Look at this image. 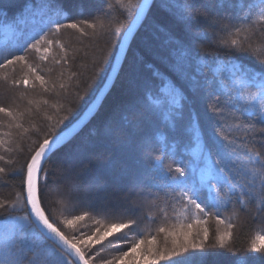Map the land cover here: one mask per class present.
I'll return each instance as SVG.
<instances>
[{
    "label": "snow or ice",
    "instance_id": "obj_1",
    "mask_svg": "<svg viewBox=\"0 0 264 264\" xmlns=\"http://www.w3.org/2000/svg\"><path fill=\"white\" fill-rule=\"evenodd\" d=\"M116 2L134 19L127 27L122 20L109 21L106 33L117 38L116 43L110 51L101 49V55L87 69L90 75L81 79L83 73H71L69 79L77 81L74 99H67L65 83L46 78L44 69L30 62L29 55L34 51L41 62H47L51 47L56 44L60 52L52 56V63L67 65L69 49L58 38L62 30L72 29L88 35L85 28L95 33L99 24L104 30L103 21L82 19L65 23L67 18L62 16L56 0H45L41 7L46 11L39 19L34 18L31 26L25 22V27L14 33L10 49L0 60V70H4L2 78L10 88L35 89L39 85L44 93L58 97L63 94L66 100V104L58 100L50 105L56 109L57 118L53 123V117L46 116V131L31 125L37 139L31 140L23 162L0 155L3 165H11H0V179L19 178L20 187L14 200H0V212L7 213L0 226V264L264 262V233L261 232L256 233L247 249L259 255L234 261L229 255L233 249L228 242L236 225L221 218V212L230 205L244 213L264 215V40L259 44L252 42L257 32L264 36V0L259 3L252 0H173L172 3L162 0V6L170 11L183 32L182 38L168 37V52L164 57L168 73H156L159 84L144 82L143 94L122 109L126 113L122 118L117 115L106 128L82 136L85 122L102 106L105 94L123 70L122 65L118 67L113 60L119 62V52L125 51L124 43L150 9L149 0ZM233 18L238 23H233ZM218 33H226L229 38L216 43L252 57L260 67L225 60L196 47L198 42L214 40ZM17 66L23 72L18 79L9 74V70L14 74ZM47 71L50 73L52 69ZM19 95L24 98L27 92L21 91ZM81 102L80 112H76L75 106ZM33 103L37 108L41 104L49 106L47 99L28 101L29 105ZM26 111L31 113V108ZM60 112L64 114L61 116ZM226 112L231 113L230 123L225 120ZM0 115L8 118V131L0 132V149L9 155L23 154L25 149L15 137L23 140L29 131L21 123L25 113L19 111V106L0 104ZM154 124L168 128L171 143L164 136L159 137V143L152 142L150 129ZM60 125L64 127L57 130ZM13 128L23 129V132L14 134ZM185 136L195 145L190 152L192 158L187 160ZM105 141L118 145L121 163L109 161L102 166L104 151L110 146ZM57 176L71 179V190L82 212L55 222L45 210L47 198L63 196L69 188L65 184L62 190V181L52 179ZM146 191L153 196L154 205L161 199L165 205L171 200L181 205L185 218L192 219L191 223L178 222L170 227L161 224L156 231L164 234L163 246L157 244L153 235L138 233V238H128V233L138 227L142 219L153 220L151 215L131 214L141 207L132 197L143 196ZM96 202L102 203L104 215L118 216V222L95 219L91 209ZM108 205H119L123 211L110 212ZM17 209L22 210L23 215L11 214ZM159 211L166 221V207H159ZM210 216L218 225H225L223 233L217 229L211 244L210 230L203 226ZM86 219H92L97 227L78 236L69 237L58 226L59 223L75 230ZM194 225L200 227L193 231ZM122 231L123 235L116 240L109 239ZM104 241L116 250L110 257L102 255L104 248H96Z\"/></svg>",
    "mask_w": 264,
    "mask_h": 264
},
{
    "label": "trees",
    "instance_id": "obj_2",
    "mask_svg": "<svg viewBox=\"0 0 264 264\" xmlns=\"http://www.w3.org/2000/svg\"><path fill=\"white\" fill-rule=\"evenodd\" d=\"M168 2L172 3L173 0H168ZM252 2L259 3V0H252ZM43 3H45V0H0V60L3 59L4 55L10 49V45L15 38L14 33L23 29L25 27V22L31 26L32 22L29 19L34 13L33 11L40 10ZM56 3L62 11V16L67 18L64 20L65 23L79 22L82 19H88L95 22L103 21L105 24L104 30H102L98 24L95 33L92 29L85 28L88 35H81L78 31L72 29L62 30L58 38L69 49V63L67 65L63 63L61 65H55L52 63V56L60 52L56 44H53L51 47L49 60L47 62H41L38 59L37 53L34 51L29 55L30 62L40 64L44 69L43 74L46 78L56 80L57 83L63 82L68 86L67 99L72 100L77 91L75 88L77 81L75 79H69L71 73H83V76L80 78L84 79L90 75L87 69L91 67L92 61L101 55V49L105 52L110 51L116 43L117 38L106 33L109 21L114 23L116 20H122L125 27H127L134 17L124 13L123 6L117 4L116 0H56ZM105 13H107V15H105ZM232 22L238 23L234 18ZM169 35L174 38H182L183 32L181 26L177 23L170 11L162 6V0H155L145 22L130 46L119 78L107 95L100 110L90 120L86 127L83 128V132L81 133L82 136H87L90 133L95 134L102 127L106 128L107 124L117 115L121 118L126 115L122 109L140 98L144 91L141 86L144 82L159 84L156 73H168V65L164 57L168 52L167 40ZM228 38L226 33H218L214 40H206L202 43L198 42L196 47L213 54H218L225 60L243 63L257 69L260 67L252 57L235 53L230 50V48L216 43L218 40ZM262 40H264V36L259 32L252 37V42L255 44H259ZM114 61L115 59L113 63ZM49 68L52 69L50 73L47 71ZM61 72L63 73L62 77L60 76ZM3 74L4 70H0V104H4L5 106L12 105L13 107L19 106V111L25 113L21 123H23L24 128L29 129V131L24 134L23 140L19 139V137H15L20 147L25 149L23 154L13 153L9 155L0 149V155H5L8 158H18L20 162H23V158L27 155V147L31 143V140L37 139L31 125L41 127L42 132L46 131L48 123L46 116H52L53 123L57 118L56 109L50 107V105L56 103L58 100L60 103L66 104V100L63 94L58 97L55 94L44 93L39 85H37L35 89H24L23 86L19 89H12L3 80ZM9 74L14 75L15 78L18 79L23 75V72L21 68L17 66L15 73L12 74L9 70ZM82 89L83 84H81V90ZM21 91L27 92L24 98H21L19 95ZM42 99H47L49 101V106L41 104L40 107L37 108L36 103L31 105L28 104L29 100L41 101ZM86 99H88V97H86ZM223 99L224 98L221 97V102H223ZM81 107L82 102L75 106L76 112H80ZM28 108H31V113L26 111ZM84 111H87V109H84ZM63 114V112L59 113L61 116ZM73 115H75V112ZM81 115H83L82 112ZM230 115L231 113H225V120L228 123H230L228 120ZM71 118L72 117H70V119ZM7 123L8 118L0 115V132L8 131L6 127ZM67 123L68 122L65 121V124ZM63 127L64 125H60L57 130ZM12 131L15 134L17 132H23V129L13 128ZM150 131L153 143H159L160 136H164L168 139L169 143H171V133L165 125L154 124ZM183 143L187 145L188 148V151L185 153V159H191L190 152L194 149L195 145L189 143L187 136L184 137ZM105 144H110V146L104 151L102 166L106 165L109 161L121 163L122 157L118 145L111 144V142L108 141H105ZM100 147L103 148V145ZM181 151H184L183 147ZM0 165H3V162H0ZM3 166L11 167V165ZM52 179L62 181V190L65 184H67L69 188L68 192L63 196L52 195L47 198L45 210L49 214L50 219L58 222L63 219H71L73 215L81 214L82 208L79 206L78 201L75 200V194L72 193L71 190V179H65L59 176L53 177ZM18 191H20L19 178L8 177L6 179H0V200L12 201L15 199V195ZM160 196L163 197L162 192ZM132 199L135 203L140 204L141 207L134 209L131 214L144 217L151 215L153 220L149 221L147 218L142 219L139 226L128 233L129 239L134 236L138 238V233L153 235L156 237L157 244L163 246L164 234L156 231L161 224L165 227H170L178 222L185 224L192 222L191 217L185 218L181 205L174 204L171 200L165 205L164 200L161 199L156 201L154 205L153 196L149 195L147 191L143 196H133ZM156 205H159V207H166L168 213V219L166 221L163 219L159 207ZM102 207L103 205L101 202H96L91 209L92 216L95 219L104 220L105 223L118 222V216L104 215L101 212ZM108 209L110 212L114 213L123 211L119 205H108ZM11 214L19 216L23 215V211L17 209ZM6 215L7 213L0 212V226L3 225ZM221 218L224 219L226 223L231 220V222L236 225L233 229V237L231 241L228 242L230 248L233 249V251L229 252V255L233 256L234 261L252 255H259L249 253L247 249L257 232L264 233V215L256 216L251 212L244 213L240 211L238 207L230 205L221 212ZM58 226H60L61 230L69 237L73 235L78 236L80 232H88L97 227V225L93 224L92 219H86L85 222H81L76 226L75 230L70 228L66 229L59 223ZM203 226L208 227L210 230V244L215 240L217 229H219L220 233L225 231V225H218L215 218L212 216L207 218V223ZM197 227L200 226L194 225L193 231H195ZM123 231L115 233L112 237H109V239L116 240L117 237L123 235ZM107 244L108 242L104 241L103 244L97 245L96 248H104L105 251L102 255L110 257V255L115 254L116 250L109 248ZM215 251L224 250L216 249ZM93 264H96V262H93ZM161 264H168V262L162 261ZM256 264H264V262L257 261Z\"/></svg>",
    "mask_w": 264,
    "mask_h": 264
},
{
    "label": "water",
    "instance_id": "obj_3",
    "mask_svg": "<svg viewBox=\"0 0 264 264\" xmlns=\"http://www.w3.org/2000/svg\"><path fill=\"white\" fill-rule=\"evenodd\" d=\"M149 3H150V9H149L148 11H146L145 14H144V17H143L140 21H138V22L136 23V26H135V27L133 28V30H132V34H131V36H130L129 39L124 43L125 51H124V52H119V56H120V60H119V62H117L116 60L114 61V63H117V66H118V67H120L121 65H122V67H123V65H124V63H125V60H126L125 57H126L127 54H128V51H129V49H130V46H131V44H132V42H133V40H134L136 34L139 32V30L141 29L143 23L145 22V20H146V18H147V16H148V14H149V12H150L152 6H153L154 3H155V0H149ZM120 72H121V71H120ZM120 72H119V74H120ZM116 81H117V79H114V85H115ZM113 87H114V86H113ZM113 87H112V88H113ZM112 88H111V89L105 94V99H106L107 95L109 94V92L112 90ZM98 95H99V94H98ZM105 99L102 101V105H103ZM100 108H101V107H99V108L97 109V112L100 110ZM97 112H96L95 114H93V116H91V117L88 118V120L85 122L86 125H87V124L90 122V120H91V119L97 114Z\"/></svg>",
    "mask_w": 264,
    "mask_h": 264
},
{
    "label": "rangeland",
    "instance_id": "obj_4",
    "mask_svg": "<svg viewBox=\"0 0 264 264\" xmlns=\"http://www.w3.org/2000/svg\"><path fill=\"white\" fill-rule=\"evenodd\" d=\"M44 11H46V9H43V8H41L40 10L33 11L34 13L32 14V16L30 17L29 20L33 23L34 18H35V19H39L40 15H41Z\"/></svg>",
    "mask_w": 264,
    "mask_h": 264
}]
</instances>
